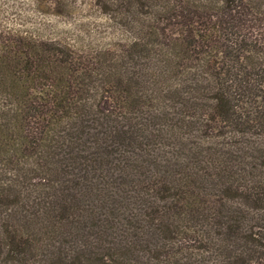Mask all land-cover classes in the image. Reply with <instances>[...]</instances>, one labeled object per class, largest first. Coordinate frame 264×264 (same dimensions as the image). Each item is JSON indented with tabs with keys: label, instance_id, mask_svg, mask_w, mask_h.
<instances>
[{
	"label": "trees",
	"instance_id": "trees-1",
	"mask_svg": "<svg viewBox=\"0 0 264 264\" xmlns=\"http://www.w3.org/2000/svg\"><path fill=\"white\" fill-rule=\"evenodd\" d=\"M76 1L0 25V264H264V0Z\"/></svg>",
	"mask_w": 264,
	"mask_h": 264
},
{
	"label": "rangeland",
	"instance_id": "rangeland-1",
	"mask_svg": "<svg viewBox=\"0 0 264 264\" xmlns=\"http://www.w3.org/2000/svg\"><path fill=\"white\" fill-rule=\"evenodd\" d=\"M44 1L48 0H39L38 4L35 0H0V25L30 31L43 28L46 31L44 33L55 35L61 30L70 28V23L72 26L74 23L86 19L87 22H90V27H94L93 23L97 26L94 30L97 38L104 39L106 34L103 32L102 16L90 10L84 3L71 2L77 13H73L71 10L70 13L64 12V16H60L50 13L48 9L45 12L48 4Z\"/></svg>",
	"mask_w": 264,
	"mask_h": 264
}]
</instances>
